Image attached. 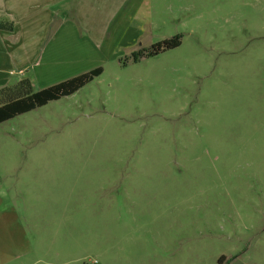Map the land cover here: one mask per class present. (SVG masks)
I'll return each mask as SVG.
<instances>
[{"label": "rangeland", "instance_id": "1", "mask_svg": "<svg viewBox=\"0 0 264 264\" xmlns=\"http://www.w3.org/2000/svg\"><path fill=\"white\" fill-rule=\"evenodd\" d=\"M125 7L63 43L100 75L0 123L3 264H264V0Z\"/></svg>", "mask_w": 264, "mask_h": 264}, {"label": "crops", "instance_id": "2", "mask_svg": "<svg viewBox=\"0 0 264 264\" xmlns=\"http://www.w3.org/2000/svg\"><path fill=\"white\" fill-rule=\"evenodd\" d=\"M128 1L0 0V21L13 24L11 30L0 29V88L24 78L33 91L64 81L56 78L62 72L59 55L65 38L82 25L93 45L105 43L120 26ZM3 197L0 174V213Z\"/></svg>", "mask_w": 264, "mask_h": 264}, {"label": "trees", "instance_id": "3", "mask_svg": "<svg viewBox=\"0 0 264 264\" xmlns=\"http://www.w3.org/2000/svg\"><path fill=\"white\" fill-rule=\"evenodd\" d=\"M12 26L11 21H0V29L11 30ZM179 44L180 40L176 36L164 39L152 44L149 49H140L134 52L132 60L137 61L143 56L156 55ZM101 72L102 68L96 67L37 91H33L31 81L27 78L21 79L13 85L0 88V123L43 106L49 101L74 93L94 77L100 75Z\"/></svg>", "mask_w": 264, "mask_h": 264}]
</instances>
